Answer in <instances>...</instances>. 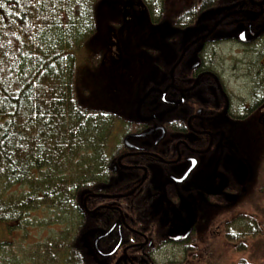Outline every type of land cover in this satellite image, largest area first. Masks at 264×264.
<instances>
[{
	"label": "flooded vegetation",
	"instance_id": "obj_1",
	"mask_svg": "<svg viewBox=\"0 0 264 264\" xmlns=\"http://www.w3.org/2000/svg\"><path fill=\"white\" fill-rule=\"evenodd\" d=\"M200 1L171 13L178 40L152 38V68L131 78L127 132L81 194L71 263L223 264L263 240L264 0L185 12Z\"/></svg>",
	"mask_w": 264,
	"mask_h": 264
},
{
	"label": "trees",
	"instance_id": "obj_2",
	"mask_svg": "<svg viewBox=\"0 0 264 264\" xmlns=\"http://www.w3.org/2000/svg\"><path fill=\"white\" fill-rule=\"evenodd\" d=\"M100 1L0 0V228L19 235L0 241V264H75L81 194L127 132L120 111L86 101L80 78ZM141 2L163 19L164 0Z\"/></svg>",
	"mask_w": 264,
	"mask_h": 264
},
{
	"label": "rangeland",
	"instance_id": "obj_3",
	"mask_svg": "<svg viewBox=\"0 0 264 264\" xmlns=\"http://www.w3.org/2000/svg\"><path fill=\"white\" fill-rule=\"evenodd\" d=\"M192 1L164 0L163 11L166 16L163 21L153 25L146 19L145 7L141 0H101L96 9V33L84 48L87 53L92 52L91 62L84 61V67L80 72L81 82L88 89L86 101L105 104L111 109L120 111L122 116L131 117V96L137 91V88L131 87V78L141 77L145 72L150 71V67L152 68L151 55L146 49L155 48L152 38L158 39V43L166 37L178 40L179 36H175V30L177 31L178 28L171 24V27L176 29L173 30L170 26L168 29L166 22L171 23V13L177 11L182 4ZM138 17L142 18V22L138 21ZM195 30L196 28L192 29ZM189 34L188 31L180 33L181 38H186ZM263 46L264 41L256 44L253 50L261 51ZM227 50L228 48L223 52ZM235 56L237 55H232V58ZM242 59L245 60L246 56ZM258 151L263 156L264 152L262 154L260 149ZM263 169L264 167L261 170ZM262 180H264V171ZM262 195L263 202L258 210L261 215L259 221L262 222L264 230V192ZM247 204H250L249 199ZM255 209V206H249L248 214H255ZM1 229L0 241L17 240L19 237L17 234L2 232ZM47 234L52 236L53 231L47 233L44 230L42 237H46ZM252 244V254L251 251L243 255L230 253L224 258L223 264H236L239 257H245L247 264H264V237L263 240H252L250 245Z\"/></svg>",
	"mask_w": 264,
	"mask_h": 264
},
{
	"label": "water",
	"instance_id": "obj_4",
	"mask_svg": "<svg viewBox=\"0 0 264 264\" xmlns=\"http://www.w3.org/2000/svg\"><path fill=\"white\" fill-rule=\"evenodd\" d=\"M227 9H229V7H228V8H218V9H216V10H213V9H211V10H207V11L203 12V13L199 16V18H198V22H202V21L206 20L207 18H210V17H212V16L218 14L219 12H221V11H223V10H227ZM138 21H139V22H142V18H141V17H138ZM172 231H173V230H171V232H172Z\"/></svg>",
	"mask_w": 264,
	"mask_h": 264
}]
</instances>
